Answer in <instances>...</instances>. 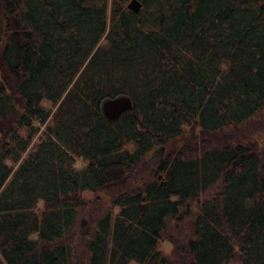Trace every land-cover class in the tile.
Wrapping results in <instances>:
<instances>
[{"label":"trees","instance_id":"16d2710c","mask_svg":"<svg viewBox=\"0 0 264 264\" xmlns=\"http://www.w3.org/2000/svg\"><path fill=\"white\" fill-rule=\"evenodd\" d=\"M127 1L0 0V264H264V0Z\"/></svg>","mask_w":264,"mask_h":264},{"label":"rangeland","instance_id":"374dc122","mask_svg":"<svg viewBox=\"0 0 264 264\" xmlns=\"http://www.w3.org/2000/svg\"><path fill=\"white\" fill-rule=\"evenodd\" d=\"M49 123L47 121L44 125H41L39 132L33 137V140L23 156L28 155L30 152L35 150L37 144L43 139L44 137V131L46 128V125ZM259 125H262L261 129H257ZM246 129L248 130L247 133L250 134L252 137L251 139L256 140V145L261 149L264 147V110L257 116L253 117L251 119L250 123L246 125ZM201 141V140H200ZM199 141V142H200ZM201 144V143H200ZM84 164V161L80 157H75L74 159V167L76 169H79ZM85 195L91 196V193H87ZM92 197V196H91ZM40 206V205H39ZM192 210H197V204L194 203L192 205ZM189 219V217L187 218ZM186 221V220H184ZM171 244L165 239L158 243V249L162 251L164 254H168L171 250Z\"/></svg>","mask_w":264,"mask_h":264},{"label":"water","instance_id":"95a60500","mask_svg":"<svg viewBox=\"0 0 264 264\" xmlns=\"http://www.w3.org/2000/svg\"><path fill=\"white\" fill-rule=\"evenodd\" d=\"M127 7L133 12H138L141 8V2L139 0H128ZM132 107L131 99L128 96H117L111 99H105L101 103L103 114L106 118L114 120L121 112Z\"/></svg>","mask_w":264,"mask_h":264}]
</instances>
